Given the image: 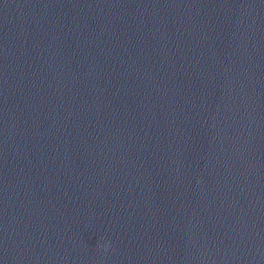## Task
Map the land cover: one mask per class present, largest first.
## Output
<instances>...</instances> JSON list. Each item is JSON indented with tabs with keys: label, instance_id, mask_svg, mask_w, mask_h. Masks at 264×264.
I'll use <instances>...</instances> for the list:
<instances>
[{
	"label": "clouds",
	"instance_id": "clouds-1",
	"mask_svg": "<svg viewBox=\"0 0 264 264\" xmlns=\"http://www.w3.org/2000/svg\"><path fill=\"white\" fill-rule=\"evenodd\" d=\"M105 247H107V245Z\"/></svg>",
	"mask_w": 264,
	"mask_h": 264
}]
</instances>
